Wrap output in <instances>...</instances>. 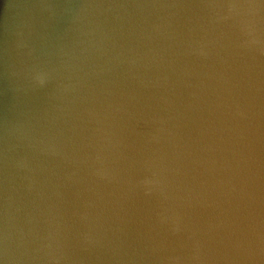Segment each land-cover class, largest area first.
<instances>
[{
  "label": "water",
  "instance_id": "95a60500",
  "mask_svg": "<svg viewBox=\"0 0 264 264\" xmlns=\"http://www.w3.org/2000/svg\"><path fill=\"white\" fill-rule=\"evenodd\" d=\"M0 264H264V0H0Z\"/></svg>",
  "mask_w": 264,
  "mask_h": 264
}]
</instances>
